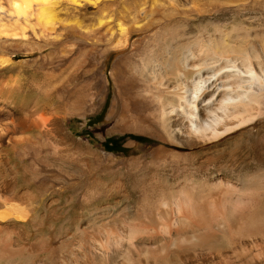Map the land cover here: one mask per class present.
Listing matches in <instances>:
<instances>
[{
	"label": "rangeland",
	"instance_id": "374dc122",
	"mask_svg": "<svg viewBox=\"0 0 264 264\" xmlns=\"http://www.w3.org/2000/svg\"><path fill=\"white\" fill-rule=\"evenodd\" d=\"M54 9L57 23L50 38L40 34L33 17L15 24L8 14L0 21V29L9 33L0 39V57L9 60L0 69V86H6L0 107L8 100L15 110V131L0 137V185L11 190L17 178L19 196L31 207L26 222L8 223L7 230L26 244L43 241L57 248L71 243L73 252L82 256L77 236L91 229L92 216L121 217L125 208L147 207L146 185L168 188L173 176L183 172V157L189 153L141 158L161 145L155 137L161 127L150 102L125 93L139 58L147 55L154 61L156 50L166 55L171 49L187 59L191 50L201 60L219 59L222 71L238 69L242 80L226 78L235 90L242 81V88L261 93L248 74L253 70L264 81V0H98L88 7L62 0ZM138 25L145 31L126 49L113 47L122 28ZM154 65L165 74L159 62ZM259 99L253 110L259 122L242 131L264 133V96ZM40 114L55 121L52 135L19 126L22 118ZM8 135L15 141H8ZM124 136V153L103 146ZM249 162V175L264 180V156ZM119 180L126 184L127 198L111 200L110 188ZM156 204L165 208L161 201ZM263 246L259 234L235 242L227 261L264 264Z\"/></svg>",
	"mask_w": 264,
	"mask_h": 264
},
{
	"label": "bare ground",
	"instance_id": "6f19581e",
	"mask_svg": "<svg viewBox=\"0 0 264 264\" xmlns=\"http://www.w3.org/2000/svg\"><path fill=\"white\" fill-rule=\"evenodd\" d=\"M4 1L7 8L0 4L1 22L8 14L15 24L33 17L40 34L52 37L57 23L54 6L62 0ZM65 1L86 7L98 2ZM121 31L114 48L126 49L145 29L138 25ZM3 35L9 33L0 29V39ZM21 36L25 38V33ZM159 50L154 61L147 55L139 58L124 89L154 106L155 121L161 127L155 134L161 145L141 158L157 159L186 150L183 172L173 176L168 188L146 185L147 207L125 208L127 213L121 217L92 216L91 229L77 236L82 256L73 252L71 243L57 248L43 241L26 244L17 233L7 230L8 223L26 222L31 207L19 196L17 178L11 190L0 185V264H229L233 243L258 234L264 240V180L259 182L248 171L249 160L264 156V133L242 131L259 120L253 110L264 96V81L251 69L248 76L259 83L261 93L242 88V81L235 90L226 78L241 77L237 68L222 71L217 68L219 59L201 60L191 50L187 59H180L171 49L166 55ZM8 62L0 57V69ZM154 62L164 67V75L158 73ZM5 87L0 86V98ZM8 93H14L12 86ZM6 102L0 107V137L15 131V110ZM55 124L43 114L19 122L22 128L33 127L48 135L53 134ZM6 138L15 141L11 135ZM126 188L122 180L117 181L110 188L109 199L127 198ZM157 201L165 208L158 207ZM150 242L155 246L150 247ZM194 249L201 252L196 254L191 251ZM241 249L245 250L244 245ZM196 257L200 259L193 261ZM177 258L180 261H173Z\"/></svg>",
	"mask_w": 264,
	"mask_h": 264
},
{
	"label": "trees",
	"instance_id": "16d2710c",
	"mask_svg": "<svg viewBox=\"0 0 264 264\" xmlns=\"http://www.w3.org/2000/svg\"><path fill=\"white\" fill-rule=\"evenodd\" d=\"M108 100H109V98H108ZM107 100V101H108ZM107 104L108 103H106V106H105V109H104V111L102 112V114L100 115V116H102V115H104V113L106 112V110H107ZM107 107V108H106ZM88 137H89V135H88ZM132 139H134V140H136V141H141V140H139V138H136V137H132V136H130ZM126 136H124V137H120V138H117V139H110V140H107L104 144H103V146L105 147V149H107V150H111V151H116V152H125L126 151V149L123 147V145H124V143H125V140H126Z\"/></svg>",
	"mask_w": 264,
	"mask_h": 264
}]
</instances>
